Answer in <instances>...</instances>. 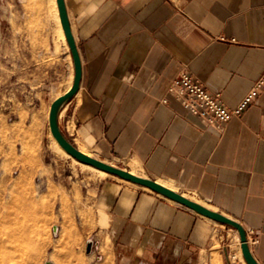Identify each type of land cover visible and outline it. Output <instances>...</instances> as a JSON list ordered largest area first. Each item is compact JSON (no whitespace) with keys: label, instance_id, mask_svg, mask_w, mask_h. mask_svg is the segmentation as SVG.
I'll use <instances>...</instances> for the list:
<instances>
[{"label":"crops","instance_id":"crops-1","mask_svg":"<svg viewBox=\"0 0 264 264\" xmlns=\"http://www.w3.org/2000/svg\"><path fill=\"white\" fill-rule=\"evenodd\" d=\"M66 6L83 69L80 89L59 109L66 137L241 222L258 238L250 247L264 264V87L223 129L168 93L187 71L225 105H237L264 72V0ZM100 202L119 264H222L221 243L236 232L128 184L107 182Z\"/></svg>","mask_w":264,"mask_h":264},{"label":"rangeland","instance_id":"rangeland-1","mask_svg":"<svg viewBox=\"0 0 264 264\" xmlns=\"http://www.w3.org/2000/svg\"><path fill=\"white\" fill-rule=\"evenodd\" d=\"M52 1L0 0V264H119L102 189L118 182L153 190L57 148L49 110L72 75ZM236 234L221 243L229 251L222 264L245 262Z\"/></svg>","mask_w":264,"mask_h":264},{"label":"water","instance_id":"water-1","mask_svg":"<svg viewBox=\"0 0 264 264\" xmlns=\"http://www.w3.org/2000/svg\"><path fill=\"white\" fill-rule=\"evenodd\" d=\"M57 5L58 12L60 13L61 25L63 26L66 40L69 44L70 53L73 56L75 76L72 87L67 90L66 93L56 97L51 104L49 110V128H51L52 135L63 146L68 154L74 156L79 161L88 163L96 168L103 169L110 174H115L125 180L135 182L141 186H146L154 192H157L169 199H173L178 203L184 205L185 207L187 206L188 208L193 209L199 214L201 213L213 219L214 221L216 220L220 223L233 226L237 230L240 237L241 251L243 252V257L246 260L247 264H261L258 262L253 251H251L249 239L247 236V230L241 222L237 221L231 216L225 215L224 213L216 209H210L201 202L199 203L189 196L177 191L176 189L172 187L170 188L165 184L158 182L157 180H154L148 176L137 175L131 172L129 169L118 167L114 164L106 162L103 159H100L99 157L97 158L85 153L84 151L82 152L79 147L73 143V141L66 137L59 125V109L64 103L67 102V100L70 99V97H72L80 89L83 69L81 64V55H79L78 51L77 41L75 40L72 26L70 25V18L69 13L67 12L66 0H57ZM88 250H90V247H88ZM223 252L225 254V258L228 260L229 251L226 247L223 249Z\"/></svg>","mask_w":264,"mask_h":264},{"label":"built area","instance_id":"built-area-1","mask_svg":"<svg viewBox=\"0 0 264 264\" xmlns=\"http://www.w3.org/2000/svg\"><path fill=\"white\" fill-rule=\"evenodd\" d=\"M168 88V93L174 95L189 112L198 115L211 126L223 129L227 121L240 115L254 101L259 90L264 87V72L255 82L254 86L240 100V102L228 107L220 98L219 93L210 92L207 87L187 71L182 72ZM167 102V98L163 100ZM248 236V234H247ZM250 243L258 242V238H250Z\"/></svg>","mask_w":264,"mask_h":264},{"label":"bare ground","instance_id":"bare-ground-1","mask_svg":"<svg viewBox=\"0 0 264 264\" xmlns=\"http://www.w3.org/2000/svg\"><path fill=\"white\" fill-rule=\"evenodd\" d=\"M53 2V9H54V12L56 13V18H57V22H58V27H59V29H58V31H59V38H60V40L61 41H63L62 43H64L65 45H66V47H67V49L68 50H70V48H69V44H68V41L66 40V35H65V32H64V29H63V26L61 25V21H60V13L58 12V5H57V0H53L52 1ZM70 52V51H69ZM68 55V54H67ZM69 55H70V53H69ZM72 82V81H71ZM71 82H69V86H68V88H70V86L72 85L71 84ZM58 96H60L59 94H58ZM58 96H56V97H58ZM55 97V98H56ZM55 98H54V100H55ZM53 140H55V142H56V146H57V148L61 151V152H63L64 153V155L66 154L67 156H71L70 154H68L67 153V151L63 148V146L56 140V138L53 136ZM55 145V144H54ZM79 149L83 152H85V153H87V154H89V155H92V154H90L89 152H88V147H87V145L86 144H83V145H81L80 147H79ZM59 151V152H60ZM92 156H94V157H99L97 154H95V155H92ZM107 162V161H106ZM109 163V162H108ZM85 165L86 166H88V167H91V168H96V167H94V166H92V165H90V164H88V163H85ZM96 169H98V171H100V173H103L104 175H106V174H108L107 173V171H105V170H103V169H100V168H96ZM131 172H133V173H135V174H137V175H143V176H146L144 173H140V170H138V169H136V168H134V166H132L131 165V170H130ZM144 172V171H143ZM160 179V178H159ZM157 181L158 182H161L160 180H158L157 179ZM161 183H163V184H165L164 182H161ZM166 186H168L167 184H165ZM146 187V186H145ZM169 187V186H168ZM148 188V187H147ZM236 237L238 238V240L240 241V237H239V235L238 234H236ZM240 247H241V241H240V245H239ZM241 254L243 255V252L241 251ZM232 255H233V257L234 258H236L237 257V255L238 254H235V253H232ZM213 262H215V260L213 261ZM212 262V263H213ZM216 262H218V264H219V261L217 260ZM215 264V263H214ZM244 264H247V262H246V260H245V262H244Z\"/></svg>","mask_w":264,"mask_h":264}]
</instances>
